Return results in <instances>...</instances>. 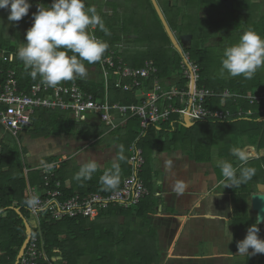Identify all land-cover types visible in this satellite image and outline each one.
I'll return each instance as SVG.
<instances>
[{
  "label": "trees",
  "instance_id": "16d2710c",
  "mask_svg": "<svg viewBox=\"0 0 264 264\" xmlns=\"http://www.w3.org/2000/svg\"><path fill=\"white\" fill-rule=\"evenodd\" d=\"M151 3V1L149 0ZM86 4V3H85ZM113 4V3H112ZM258 5L257 3H255ZM116 6V4H113ZM247 5V4H246ZM87 7L91 5L86 4ZM153 8V6H152ZM248 9V8H247ZM196 18L198 20L194 25L199 26L196 29H190L192 27V20L194 14L180 15V12L173 11L174 18L178 19V23L172 27L170 18H166L172 31L177 26L180 33H191L192 43L188 48L184 49V52L189 53L190 60L195 61L200 67L199 84H205L207 87L214 89L219 94L228 89L232 93L249 95L256 91L264 89V68L259 69L252 79H245L240 77H230L219 74L220 63L222 55L216 51V49L204 41V38H198L196 32L200 31L202 24L205 27L210 26L215 28L214 25L218 24L216 20L207 18L203 20L199 17L198 8L196 9ZM102 17L106 31H101L98 27L94 31L97 38L104 40L109 44V48L116 47L120 39L119 34H115V22L111 19L115 18L116 13L111 16L105 12H99ZM154 21H147L145 24L140 25L139 18L131 17L128 21V31L132 36V39L128 42V51H123L121 56L123 60L130 66L139 68L146 60H153L158 68V77L166 79L171 76L173 70L180 69L181 57L178 52H168L171 41L168 37L164 26L162 25L156 11L153 8ZM258 18H254V26L251 30H255L262 37H264V13L255 14ZM195 16V15H194ZM114 17V18H113ZM135 19L134 25L132 20ZM249 24V19H244ZM252 21V20H251ZM211 22V23H210ZM209 24V25H208ZM205 30V29H204ZM115 34V35H114ZM194 38L197 42L194 41ZM203 42L200 43L199 40ZM9 39L4 36L0 39V52L4 50L10 55H15L18 46H11ZM26 42L25 38L23 43ZM233 42V41H232ZM131 44L130 48L129 45ZM115 45V46H114ZM124 49L123 44L119 45ZM107 49V51H108ZM107 53V52H106ZM71 55V53H69ZM16 57V55H15ZM0 64L6 69L12 67L15 69L16 77L19 81L20 88L28 90L32 84L40 81L39 77L33 80L23 64L12 63L9 59L1 60ZM97 66V63L93 64ZM102 76V74H101ZM76 81L82 89L92 92L94 96H104L105 94V80L102 77L98 83L89 82L83 78H75L71 81H63L61 84H68ZM115 78H111L108 81V99L110 102L132 103L137 102V90L122 91L114 86ZM151 82L148 81L143 89H149ZM219 97L213 98L212 101L215 107H221ZM225 108H235L233 98H224ZM237 104L243 108L255 109L257 106H252L244 99H237ZM174 119V118H173ZM258 122V123H257ZM264 119L258 116L244 117L237 120H231L227 122H197L190 128H186L182 125L183 134L176 129L177 123L175 121H169L161 123V125L150 126L146 134L141 137L136 143L144 151L145 165L147 166L148 155L153 147L149 143L152 141L150 138L156 136V145L162 137L165 140L161 145L164 148H183L188 150L193 158L197 161L211 162L213 161L212 151L217 149V155L222 160H228L234 164L237 168H240V163L235 157L231 155V149L233 147L242 146H256L258 150L264 148ZM102 131L98 130V126L90 125L85 121L76 122L72 119L67 112L61 111H49L45 109L37 110L33 116V124L25 134H29L31 137H48V136H88L94 135L99 137L104 130L106 133L111 130L103 123L98 122ZM197 124H200L196 129ZM124 125H128L126 129L127 134L123 137L114 138L117 140L119 147L123 146L124 162L120 166V172L122 167L123 176H127L130 173V165L128 163L129 147L133 141L136 140L139 134V121L137 118H129L124 124L120 125L121 128ZM158 126L161 129H158ZM119 129V128H118ZM193 130V131H192ZM196 130V132H194ZM198 130V131H197ZM120 131V130H118ZM3 128L0 125V264H15V260L18 251L25 239V226L23 218L13 209L18 207L23 217L28 221L32 219V216L25 204L26 201V189L27 184L42 189L44 184L45 174L38 168L29 169L30 166L25 157L27 151L25 146H19L10 134L2 135ZM197 133V134H196ZM2 135V136H1ZM121 135V134H120ZM239 137L242 140H239ZM122 138V140H121ZM246 138V141H244ZM149 140V141H148ZM119 155V148L117 150ZM55 157H50L45 162L55 160ZM245 167H254L256 169L255 175L247 183L241 184L238 187H227V191L236 198L238 196L246 200L249 192L252 189H256L257 183H264V156L249 159ZM25 169L28 172L25 174ZM109 168V170H111ZM78 171L76 167L70 165V160L64 159L57 164L55 170V178L61 181V191L64 196H71L74 194L84 195L91 193L92 191H101L108 193L112 190H105L96 186H86L85 183L89 181L100 180L98 170L93 174L92 178L87 181H77L74 179L75 173ZM104 174V173H102ZM121 174V173H120ZM121 175V176H122ZM146 187L148 184L141 175ZM217 176L219 180H224L220 169L217 168ZM55 178L52 180L54 183ZM69 181L71 189L65 186V182ZM82 185V186H81ZM121 185V180L120 184ZM118 186V187H119ZM150 196L143 199L140 204L135 207L121 208L110 207L106 211H102L99 217L94 220L88 218H62V219H49V214L43 212L39 215L38 227H33L34 233H39L44 243V256L38 260V264H80L78 257L82 255H89L90 259L88 264H161L160 254L158 248L151 245L140 234L133 236L132 233L123 225L116 222L117 217L120 215H129L131 213H139L143 216L146 213L147 208H153L155 203H150L148 207L147 201L150 200ZM147 200V201H146ZM152 206V207H151ZM245 208V202H243ZM108 217L106 220L102 218ZM236 225L247 226L256 224L251 221L247 214L239 217L236 220ZM260 229L259 236L264 239V231H262V224H258ZM237 230V229H236ZM235 237L237 233H234ZM115 254H121L126 263L117 262L115 260ZM257 255V254H256ZM247 255L246 264H264V254ZM21 264V259L20 263Z\"/></svg>",
  "mask_w": 264,
  "mask_h": 264
},
{
  "label": "built area",
  "instance_id": "2783aa9c",
  "mask_svg": "<svg viewBox=\"0 0 264 264\" xmlns=\"http://www.w3.org/2000/svg\"><path fill=\"white\" fill-rule=\"evenodd\" d=\"M180 78L164 84L158 77V68L153 60H146L139 68L128 65L121 54L108 49L101 61L97 62L105 80L104 96H94L92 92L82 89L76 82L47 87L40 81L27 90L21 89L15 69L4 68L0 64V125L5 132L13 135L25 133L33 124V116L37 110L67 112L76 122L85 121L87 117L98 119L106 127L115 129L129 118L139 121V134L129 147L128 163L130 173L122 180L121 185L108 193L92 191L84 195L64 196L61 181L55 178V170L59 162L44 164L38 169L45 174L41 190L27 184L26 200L36 195L39 204L28 208L38 227L39 215L49 214V219L88 218L94 220L102 211L110 207H135L146 197L150 190L146 187L141 172L145 165L143 149L137 141L143 137L148 128L169 121L184 125L185 118L190 122H227L244 117L258 116L264 119V89L249 95L235 94L224 89L220 94L205 84H199L200 67L190 60L189 53L183 52ZM186 59V61H185ZM115 78L114 86L128 92L137 90V102H110L108 99V81ZM150 81L151 87L143 89ZM233 98L234 110L225 107L210 106L213 98ZM244 99L255 109L243 108L237 99ZM213 104V103H212ZM174 118V119H173ZM2 136V135H1ZM27 170L25 169V174ZM55 178L54 183L52 180ZM32 233L21 264H38L44 256V243L39 233Z\"/></svg>",
  "mask_w": 264,
  "mask_h": 264
},
{
  "label": "crops",
  "instance_id": "0c3cea01",
  "mask_svg": "<svg viewBox=\"0 0 264 264\" xmlns=\"http://www.w3.org/2000/svg\"><path fill=\"white\" fill-rule=\"evenodd\" d=\"M257 1L259 0H256V3H258ZM164 84L171 85L170 83ZM127 128L128 125L121 128L118 126L111 132L108 130L106 134L114 135L117 133L118 136L124 138L127 134ZM158 129L161 128L158 126ZM118 136H114V138ZM38 138H40V142L45 139L43 137ZM114 138L112 139L113 145L105 147L99 157L91 152L85 154V151L88 150L87 146L81 145L76 151L74 149L72 151L64 150V153H67L65 159L70 160L72 167L79 169L81 162L86 157L94 156L99 161L98 172L101 177L102 173L110 171L109 168L116 161L117 150L120 147ZM151 139L152 141L148 146L150 148L153 144V147L148 155L147 166L146 168L143 167L141 175L143 174L151 192L150 200H146L148 207L151 202L155 203V206L153 205L152 212H150L151 208H147L143 216L139 213L130 212L129 215L117 217L118 219L121 218L117 221L125 226L133 236L141 232V236L149 244L151 242V245L157 247L161 264H234L233 256H244L245 260L242 264H246L247 255L235 254V251H238L235 248H237V242L246 236L248 227L237 226L235 222L246 213L251 221L257 223V213L252 209L251 195L257 192V184L259 183L256 184V189L249 192L246 200L240 196L234 198L227 191L224 180L218 179L216 162L222 160L218 155L215 157L214 154L211 162L197 161L188 150L183 148H164L161 143L165 137L161 138L159 145H156V136ZM50 140L47 141L49 144H51ZM68 141L63 140L66 144ZM33 147L35 149V146ZM58 149L61 150L62 148ZM48 152L49 150L46 151V153ZM33 157L31 160L27 158L28 164L32 166L28 170L33 169L34 164H39L41 161L35 155ZM254 158L258 157L254 156L249 159ZM62 161L59 159L58 162ZM116 162L120 165V160ZM124 177L120 174L121 183ZM177 180H182L187 184L182 193H177L174 190L173 185ZM84 185L104 189L100 180L89 181ZM65 186L69 189L72 188L69 181L65 182ZM227 200L228 203H226ZM243 202H245V208ZM263 224L262 231H264ZM257 256L258 254L256 258Z\"/></svg>",
  "mask_w": 264,
  "mask_h": 264
},
{
  "label": "clouds",
  "instance_id": "9594fccd",
  "mask_svg": "<svg viewBox=\"0 0 264 264\" xmlns=\"http://www.w3.org/2000/svg\"><path fill=\"white\" fill-rule=\"evenodd\" d=\"M31 7L29 0H0V9L8 11L7 19L10 22H19L28 15ZM32 19V26L25 34L26 42L15 55L30 70L29 76L33 80L39 77L47 87L54 88L63 81L85 77L88 73L85 62L92 65L101 61L109 48L107 42L91 34L90 28L98 27L101 31H106V28L96 8L87 7L85 0H52L50 5L37 4ZM261 68H264V37L255 30L242 32L236 43L223 49L219 69L222 77L228 75L252 79ZM119 151L123 153V146ZM231 155L240 163V168L228 160H217L216 164L227 182L225 187H238L251 180L256 169L243 166L247 165L250 157L242 148L233 147ZM122 159L123 155L116 157V161ZM116 161L112 169L100 177L105 190H115L120 184V169ZM99 166L94 156L86 157L74 179L90 180ZM173 187L177 193H182L187 184L177 180ZM25 204L29 208L36 207L39 204L38 196H30ZM256 221V224L248 227L245 238L237 242L241 255L264 254V239L260 238L258 227V224L264 223V215L258 214Z\"/></svg>",
  "mask_w": 264,
  "mask_h": 264
},
{
  "label": "rangeland",
  "instance_id": "374dc122",
  "mask_svg": "<svg viewBox=\"0 0 264 264\" xmlns=\"http://www.w3.org/2000/svg\"><path fill=\"white\" fill-rule=\"evenodd\" d=\"M110 1H114V0H85V3L91 5V7H95L98 14L99 12L103 11L106 14L113 16L116 13L115 18L113 17L114 19H111V21L116 23L115 34H119L121 36L120 39L117 41V43L123 44L124 49L119 46L121 44H118L116 45V47H113L110 49L120 54L123 51H128L127 49L128 47L127 45L129 43L128 41L131 40L132 36L135 35V34L131 35L128 32V31L131 32V30H128L129 18L134 16L136 19L138 17L140 19L139 20L140 25L145 24V22L147 21L153 22L155 20L154 15H153V8H152L153 5L152 3L149 2V0H119L121 2L116 3V6L110 5L109 4L111 3ZM115 1H118V0H115ZM172 1H173V5H172L173 7L169 6L168 0H158L161 9L164 12V15L166 16V18H170V20L168 21L171 22L172 27H174V25L178 23V21H176L178 19L174 18L175 15H173V11L175 10L176 12H180L181 16L184 14H194L195 15V16L193 15V20H192L193 23L190 29H196L197 27H199V26L194 25L195 23H197L196 20H198L196 18V12H195L197 8L199 11L198 13H199L200 18H202L203 20L207 18H211L212 20H216L218 22V24L214 25L215 28H212L210 26L205 27L204 24L200 25L202 26V28L200 31H197L196 34L198 38H202L203 36L204 41L208 43L211 47L213 46L216 49V51L220 53L221 55L223 54V49L226 46L236 43L242 32L247 31L254 26V23H253L254 18H258V16L255 15L256 12L260 14L264 13V0H259L257 3L258 5L253 3L252 5L247 4L245 6L243 3L244 0H232L233 5L231 9L228 6L223 7L216 0H172ZM202 1H208V3L207 2L201 3ZM29 2L31 3L32 7L29 9L28 15L23 17L19 22L8 21L7 19L8 11L0 9V21H2V23H0V39L3 36L6 39H9L8 41L11 46H18L17 48H19L20 46L23 45L26 31L28 28L32 26V23H33L32 13L37 11V4L50 5L52 3V0H29ZM237 2H242V3H238L237 5ZM207 6H211V8H208ZM239 6L248 8V14L246 16L236 14L235 11L237 10ZM135 19L132 20V25H134ZM244 19H249L250 26L247 25L246 27H243L241 25V21ZM96 28L97 27L90 28L91 34L95 35L94 31L96 30ZM175 30H179V28L176 26ZM194 41L197 42L195 38H194ZM199 41L200 43L203 42L201 39ZM130 46L131 44L129 45V48ZM175 51L178 52V50L173 45H170L168 52L175 53ZM178 54L180 55L179 52ZM0 59L1 60L9 59L12 63L23 64L15 57V55H10L4 50L0 52ZM85 64H86V67L88 68V73L85 77H82V78L89 82L91 81L95 83H98L99 81H101L102 76H101V72L98 69V67L94 66L93 64L87 65V62H85ZM180 69H181V63H180ZM179 71L173 70L170 74L171 76L164 79V83L171 84L175 82L176 79L180 78L181 76V74H179ZM221 99L222 100H220V104H221V107H223L225 101H224V98H221ZM210 106H213V104L210 103ZM230 109L234 110V108H230ZM85 122H87L90 125L98 126L99 127L98 130L102 131L101 130L102 128H100V126L102 125L98 123V119L87 117L85 119ZM199 126L200 124H197L196 129H198ZM176 129L180 133H182L183 130H185L183 129L182 124H177ZM104 132L100 133L101 135L99 137H94V135H88L87 137L82 136V135H76L74 137L72 135L71 136H48V137H43L45 139L42 142L39 141L40 138L35 139L34 137H31L29 134H25V133L13 135L9 132H5L4 129H3V132L1 133L2 135L10 134L12 136V139L20 147L26 146V149H27L25 153L26 158H29L31 160V158L32 159L34 158L33 155L38 157L41 161L39 162V164L38 163L36 165L34 164L33 167L36 168V167H40L44 164H48L52 162L57 163L59 159L64 160L67 154L66 152L64 153V150L72 151L74 149V151H76V149L80 147L81 145L87 146L88 150L85 151L86 152L85 154H87L88 152H91L95 156L99 157L105 147H109V145H113L112 139L114 138V136H118L117 133L113 135V134H106ZM194 132H196V130H194ZM48 139H51L50 140L51 144L47 142ZM63 140H69L68 141L69 143L67 142L66 144L65 142H63ZM239 140H242V138L239 137ZM244 141H246V138H244ZM33 146H35V149ZM58 148H62V149L59 150ZM240 148H242L247 153H249V157H254V156L261 157L262 155L264 156V149L259 151L256 146L246 145L242 147L240 146ZM34 150L35 152H33ZM47 150H49L48 153H46ZM214 154L216 157L217 155L216 149H213L212 151L213 156ZM119 155H120V151H119ZM77 156L79 157V155ZM50 157H55L56 159L50 162H45ZM122 162H124V159L120 160L119 162L120 165L118 164L119 168L120 166H122ZM120 173L121 175L123 174L122 167H121ZM226 203H228V200ZM150 212H152V209H150ZM103 219L104 217L101 220ZM119 219L117 218L116 222L121 224L120 222L117 221ZM29 223L31 227H34L36 225L33 218L29 221ZM244 238L245 237L243 236L242 240ZM235 250H238V249L235 248ZM114 257H115V260H117V262L126 263L125 258L121 254L119 255L115 254ZM89 259H90L89 255H82L78 257L80 264H88ZM232 259H233L232 261H234V264H242V262L245 260V257L244 256H233Z\"/></svg>",
  "mask_w": 264,
  "mask_h": 264
},
{
  "label": "water",
  "instance_id": "95a60500",
  "mask_svg": "<svg viewBox=\"0 0 264 264\" xmlns=\"http://www.w3.org/2000/svg\"><path fill=\"white\" fill-rule=\"evenodd\" d=\"M162 25L164 26V29L168 35V37L170 38V41L172 43V45L178 50V52L180 53L182 59H184V54H183V47H185V42L190 40L191 35H181L179 38V40L177 39L175 33L171 30V28L169 27V24L161 10V8L159 7L158 3L156 0H150ZM228 7L231 8L232 4L231 2H228ZM182 45V46H181ZM186 61V59H185ZM194 123L190 122L189 119L185 118L184 121V126L186 128H190L191 126H193ZM251 205H252V209L258 214L260 215H264V184L263 183H259L257 184V192L253 193L251 195ZM19 215L20 217L23 218V222H24V226H25V239L18 251L16 260H15V264H19L20 263V259L23 257L27 244L30 240L31 237V233H32V227L29 223V221L23 217L22 213L20 212V209L18 207H14L13 208ZM262 224V223H260ZM249 253H251V249L249 250ZM235 254L237 255H241L238 251H235ZM248 255V254H245Z\"/></svg>",
  "mask_w": 264,
  "mask_h": 264
},
{
  "label": "flooded vegetation",
  "instance_id": "af4514ba",
  "mask_svg": "<svg viewBox=\"0 0 264 264\" xmlns=\"http://www.w3.org/2000/svg\"><path fill=\"white\" fill-rule=\"evenodd\" d=\"M157 1V3H158V5H159V2H158V0H156ZM216 1H218L223 7L225 6V7H227L228 6V2H231V4L233 5V1L232 0H216ZM253 0H244L243 1V3H244V6L246 5V4H249V5H252L253 3H256V0L255 1H253ZM111 3H109L110 5H113V4H116V3H118V2H121V1H110ZM204 2H207L208 3V1H202L201 3H204ZM258 2V1H257ZM113 3V4H112ZM238 3H242V2H237V5H238ZM168 4H169V6H171V7H173L172 5H173V1L172 0H168ZM159 7H160V5H159ZM202 7V6H201ZM208 8H211V6H207ZM154 8V7H153ZM161 8V7H160ZM232 8V7H231ZM230 8V9H231ZM155 10V9H154ZM162 10V9H161ZM162 12H163V10H162ZM236 12V14H238V15H243V16H246L247 14H248V9L247 8H245V7H238L237 8V10L235 11ZM163 14H164V12H163ZM165 16V15H164ZM209 25V24H208ZM241 25L243 26V27H246L247 26V23H246V21L245 20H242L241 21ZM170 27V26H169ZM174 33H175V35H176V37H177V39L179 40V38L178 37H180L181 35H191V38H190V40H188V41H186L185 42V47H183V52H184V49L185 48H188L190 45H191V43H192V34L191 33H180V32H178L177 30H174L173 31ZM235 33V32H234ZM208 44V43H207ZM182 46V45H181Z\"/></svg>",
  "mask_w": 264,
  "mask_h": 264
},
{
  "label": "bare ground",
  "instance_id": "6f19581e",
  "mask_svg": "<svg viewBox=\"0 0 264 264\" xmlns=\"http://www.w3.org/2000/svg\"><path fill=\"white\" fill-rule=\"evenodd\" d=\"M250 150V149H249ZM249 154V153H248Z\"/></svg>",
  "mask_w": 264,
  "mask_h": 264
}]
</instances>
